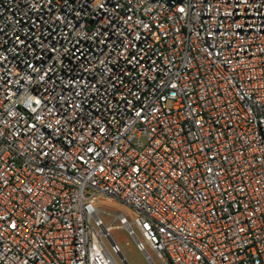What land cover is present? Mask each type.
Segmentation results:
<instances>
[{
  "label": "built area",
  "instance_id": "obj_1",
  "mask_svg": "<svg viewBox=\"0 0 264 264\" xmlns=\"http://www.w3.org/2000/svg\"><path fill=\"white\" fill-rule=\"evenodd\" d=\"M114 228L264 264V0H0V264H128Z\"/></svg>",
  "mask_w": 264,
  "mask_h": 264
},
{
  "label": "rangeland",
  "instance_id": "obj_2",
  "mask_svg": "<svg viewBox=\"0 0 264 264\" xmlns=\"http://www.w3.org/2000/svg\"><path fill=\"white\" fill-rule=\"evenodd\" d=\"M99 207L103 208L104 210L112 211L116 207H119V206L110 204L107 202H101L99 204ZM107 222L109 223L110 220L107 219ZM112 234H113V237L118 242L121 248L122 254L124 255L128 264H150L149 261L145 259L144 255L135 248L133 239L127 234L126 231H124L123 229L114 228L112 230ZM149 254L151 255L153 261L158 264L156 257L151 252H149ZM115 259L118 261L116 257Z\"/></svg>",
  "mask_w": 264,
  "mask_h": 264
}]
</instances>
